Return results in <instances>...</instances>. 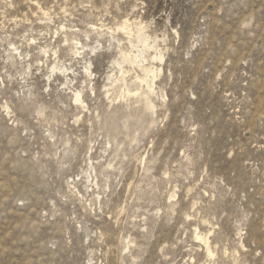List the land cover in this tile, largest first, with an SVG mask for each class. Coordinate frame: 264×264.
<instances>
[{
  "label": "rangeland",
  "instance_id": "obj_1",
  "mask_svg": "<svg viewBox=\"0 0 264 264\" xmlns=\"http://www.w3.org/2000/svg\"><path fill=\"white\" fill-rule=\"evenodd\" d=\"M0 264H264V0H0Z\"/></svg>",
  "mask_w": 264,
  "mask_h": 264
},
{
  "label": "bare ground",
  "instance_id": "obj_2",
  "mask_svg": "<svg viewBox=\"0 0 264 264\" xmlns=\"http://www.w3.org/2000/svg\"><path fill=\"white\" fill-rule=\"evenodd\" d=\"M134 22V21H133ZM128 25V22L127 21H125L124 22V24H123V26H122V29L124 28H126V26ZM136 26V25H135ZM136 30V29H135ZM135 34V33H134ZM130 36H131V34H130ZM136 39L138 40V41H140V42H143L144 44H145V46H147V47H151V45L148 43V41H147V36H146V34H144V30H143V27H140L139 29H138V31H137V34H136ZM150 39V38H149ZM153 43V42H152ZM153 47V46H152ZM143 54V53H142ZM124 57V59L125 60H131V62H133V63H135L136 61H137V59L139 58V55H124L123 56ZM155 58H157V57H155ZM154 58V59H155ZM158 58H160V59H162L163 58V55L160 53L159 55H158ZM124 60V61H125ZM119 64V63H118ZM143 71H144V76H139L138 78L140 79V81L141 82H144L145 84H146V86H147V89H148V91L149 92H152L153 91V86H154V78H155V74H154V72H156L155 71V69H151V68H148V67H143ZM157 74V73H156ZM150 76H152L151 78H150ZM148 77L150 78V79H148ZM80 96H81V94L80 93H77V99L79 100V98H80ZM150 106V105H149ZM210 252V251H209Z\"/></svg>",
  "mask_w": 264,
  "mask_h": 264
}]
</instances>
